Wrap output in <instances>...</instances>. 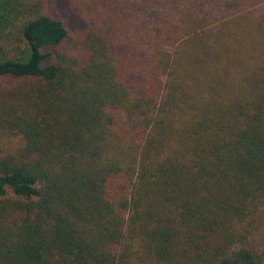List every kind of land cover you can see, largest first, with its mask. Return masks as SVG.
<instances>
[{
  "label": "trees",
  "instance_id": "obj_1",
  "mask_svg": "<svg viewBox=\"0 0 264 264\" xmlns=\"http://www.w3.org/2000/svg\"><path fill=\"white\" fill-rule=\"evenodd\" d=\"M0 78V264H264V0H0Z\"/></svg>",
  "mask_w": 264,
  "mask_h": 264
},
{
  "label": "rangeland",
  "instance_id": "obj_2",
  "mask_svg": "<svg viewBox=\"0 0 264 264\" xmlns=\"http://www.w3.org/2000/svg\"><path fill=\"white\" fill-rule=\"evenodd\" d=\"M25 1V0H24ZM23 83L20 80L11 78H0V90L10 88ZM0 146L5 147L4 154L15 153L16 144L10 141H2ZM11 196V194H8ZM235 233L243 239L250 247L258 251H264V199L260 202L253 203L245 213L237 220Z\"/></svg>",
  "mask_w": 264,
  "mask_h": 264
}]
</instances>
